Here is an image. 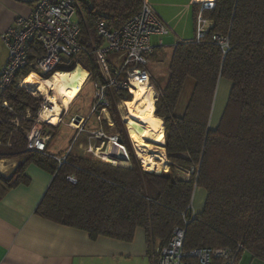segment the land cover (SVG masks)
Returning <instances> with one entry per match:
<instances>
[{
  "label": "trees",
  "instance_id": "obj_1",
  "mask_svg": "<svg viewBox=\"0 0 264 264\" xmlns=\"http://www.w3.org/2000/svg\"><path fill=\"white\" fill-rule=\"evenodd\" d=\"M144 3L85 0L80 12L83 37L89 33L97 41L99 21L119 29ZM203 16L213 26L200 40L195 37L175 45L168 85L164 89L155 85L160 93L156 116L163 119L165 132L153 144L165 146L168 171L153 173L161 164L152 172L143 170L114 103L110 109L114 133L106 121L103 127L119 135L130 166L72 153L59 164L50 154L29 150L27 132L43 98L35 97L30 86H19L17 80L0 91V160L24 159L9 175L0 173V197L28 185L26 170L34 164L53 176L36 214L84 231L92 241L107 237L131 243L136 231L143 229L151 252L157 245L165 247L177 227H185V250L243 244V253L264 264V0H217L215 8L204 10ZM215 36L228 38L226 51L213 40ZM102 42L98 41L99 46ZM41 54L39 44H34L33 59ZM80 62L91 72L90 82L99 77L91 57ZM74 69L75 61L45 79ZM29 73L27 69L18 79ZM221 79L230 81L232 89L220 123L212 129L209 122ZM189 80L191 93L179 113ZM121 97L132 99L119 94L115 100ZM178 169L192 171L190 179L179 178ZM198 188L206 191L207 198L203 210L192 216Z\"/></svg>",
  "mask_w": 264,
  "mask_h": 264
},
{
  "label": "built area",
  "instance_id": "obj_2",
  "mask_svg": "<svg viewBox=\"0 0 264 264\" xmlns=\"http://www.w3.org/2000/svg\"><path fill=\"white\" fill-rule=\"evenodd\" d=\"M84 1L37 0L29 16L15 19L13 25L2 35L9 51V57L0 73V91L9 88L17 80H19V86H23V81L32 73H37L43 78V82L47 83L48 79H45V75L48 73L58 68L67 69L74 64V61L76 68L78 65H82L80 62L82 58L91 57L99 71V77L91 80L93 86L91 111L86 117L79 114L73 115L68 126L79 133L86 131V124L95 122L97 128L89 131L90 139L95 140V144L90 143L86 152L94 158L113 165H120L119 162L105 154L107 147L104 146L116 142L121 144L126 151L127 148L123 142L120 143L118 134H109L105 130L103 122L106 121L111 129L114 128L110 111L114 103L119 118L128 132L124 119L127 110L123 106L126 100L121 97L116 101V95L129 94L133 98V91L139 85H150L155 89L152 76L147 69L150 57L156 52V47L152 44L151 39L153 36H166L170 30L158 15L144 3L141 10L119 29H110L106 22L99 21L96 23L97 41L89 33L83 37L80 12ZM216 1H197L199 6L196 27L197 40L203 38L210 28L209 20L203 16V11L214 9ZM213 40L224 51L228 49L227 37L215 36ZM98 41H103L102 45L99 46ZM34 44H39L42 50V54L35 59H33ZM159 46H163L162 40L159 41ZM27 69H30L28 77L18 79L19 75ZM90 78L91 72L89 71L87 81H90ZM155 91L156 106L160 93L156 89ZM49 93L55 94L56 92L50 87ZM42 98L43 101L34 121L35 124L27 132V147L29 150L47 153L49 137L42 132L35 131L37 123L50 122L41 121V110L49 106L46 96H42ZM68 111L69 109L63 106L62 101V113L59 117L62 118V121ZM129 138L131 139L130 135ZM98 142L100 145L97 144ZM99 149L101 152L98 154ZM64 159L58 160L62 163ZM69 180L76 181L73 177H69ZM194 215L195 213L192 211V216ZM188 222L185 221L186 225ZM185 239L186 228L177 227L165 247H154L153 264H239L242 259L243 244H239L235 248L199 247L185 250Z\"/></svg>",
  "mask_w": 264,
  "mask_h": 264
},
{
  "label": "crops",
  "instance_id": "obj_3",
  "mask_svg": "<svg viewBox=\"0 0 264 264\" xmlns=\"http://www.w3.org/2000/svg\"><path fill=\"white\" fill-rule=\"evenodd\" d=\"M36 1L37 0H0V73L9 57V51L3 41L2 35L13 25L16 18L29 16ZM197 1L145 0V3L158 15L170 30V33L166 36H153L151 39L152 44L156 47V52L153 54L154 56L152 55L150 57L147 69L152 76L153 83H155V67L167 57L168 51H172L173 56L177 43L194 41L197 27L195 12L199 10ZM208 24L209 27L213 26L211 20H209ZM160 40L163 42L162 47L159 46ZM80 66L83 67L82 65ZM84 69L89 73L86 68ZM56 73L62 75L65 72L61 71ZM33 75L36 79L43 82V78L40 75L36 73ZM88 82L89 81L86 79L79 94L67 108L69 111L66 116L70 114L69 112L75 101L80 97ZM43 83L48 86L49 94L50 86L46 82ZM154 85H156V83ZM52 89L56 91V95L60 94L58 96L59 98L62 97L63 90L61 82L58 81ZM231 89L232 83L230 81L226 79L220 80L210 117V128L215 129L219 125ZM53 94L54 93H50L49 95L52 96ZM40 96L42 97L45 95L40 94ZM61 100L62 98H60L58 102L62 105ZM184 106L185 104L181 105L179 113H182ZM75 114L82 115L79 112H74L71 117ZM66 116L63 118V121L62 118L57 119L56 125L52 123L53 128L44 126L45 129H50L49 133L45 130L42 131L43 134L49 137L46 152L52 155L58 162V159L65 158L69 153L91 157L86 154L87 148H83V142L81 141L82 132L78 133L77 130L71 128L69 129L72 130L73 136L69 142L72 149L69 152L66 150L68 153H55L52 151V141L55 136L58 135L57 132L61 130L63 124L68 128L69 121H65ZM92 123H94L93 127L96 128L97 124L93 121ZM85 130L88 131L86 125ZM19 162L18 160H0V164L3 166H0V173L6 174ZM128 162L131 164L130 158ZM156 162V166L158 164L163 165L159 160ZM59 164L61 163L59 162ZM125 164L127 163H122V165L120 164L119 166H126ZM169 168L170 162L168 164V170ZM26 175L30 178V183L28 185L22 184L17 186L0 197V264H122L124 261L131 259H140L143 262L147 260L150 264H153V249L150 252L147 244L146 232L143 229H138L136 231L134 241L131 243L107 237H100L96 241H92L88 233L84 231L65 227L38 216L36 210L50 186L53 176L34 164L28 166ZM196 190L203 189L198 188ZM206 198L207 194L206 191H204V205ZM203 208L204 206L201 208L198 205L197 209H195L192 202L194 213H200Z\"/></svg>",
  "mask_w": 264,
  "mask_h": 264
},
{
  "label": "bare ground",
  "instance_id": "obj_4",
  "mask_svg": "<svg viewBox=\"0 0 264 264\" xmlns=\"http://www.w3.org/2000/svg\"><path fill=\"white\" fill-rule=\"evenodd\" d=\"M205 1V0H203ZM88 76V72L78 65L73 71L65 72L64 74L55 73L53 77H51L47 84L50 87H54L58 81L61 82L62 86V97L63 106L68 108L69 105L73 102L76 96L79 94L83 84L85 83ZM33 83V85H32ZM23 85L30 86L32 91H37V93L41 95H45L48 99L49 106H46L40 112L41 121H52L53 124L56 125V120L60 119L62 113V105L58 102V96L60 94H53L52 96L48 94V86H46L43 82L36 79L33 73L23 81ZM29 87V88H30ZM35 89V90H34ZM54 91V89H53ZM56 92V91H55ZM155 89L150 86L139 85L137 89L133 91L134 97L131 101H125L123 103L124 107H130L131 103L135 102V107H133L134 111L138 113L140 122L148 129V142L144 145V153L145 156L142 159V166L145 171L152 172L154 167L156 166V161L159 160L166 167V171L168 170L169 160L165 153V148L153 145L150 143L151 140H154L159 135L165 132V127L163 120L155 115ZM154 110V111H153ZM125 122L131 125H134L135 122H129L128 116L124 114ZM105 154L111 158L121 163H128V157L126 150L122 145L116 142H111L108 145ZM100 149L98 150V154L100 153ZM2 166V164H0ZM3 167V166H2Z\"/></svg>",
  "mask_w": 264,
  "mask_h": 264
},
{
  "label": "rangeland",
  "instance_id": "obj_5",
  "mask_svg": "<svg viewBox=\"0 0 264 264\" xmlns=\"http://www.w3.org/2000/svg\"><path fill=\"white\" fill-rule=\"evenodd\" d=\"M198 1H200V0H198ZM171 59H172V51H168L167 57L163 61L158 63L157 67H155L156 73H155V77L153 76L155 78L154 82L156 84H158L163 89L166 88V86L168 85V82H169V68H170L169 65L171 63ZM192 85H193L192 80H189L186 84V88H185L184 94L182 96L181 105L182 104L184 105L187 102L189 95L191 93ZM28 90L30 91V89H28ZM31 92L35 97H39V96H37L39 93H37L35 91H31ZM92 94H93L92 84L89 81L87 83V85L85 86V88L83 89V92L81 93L80 97L75 101L72 109L69 112L70 114L68 116H66V118H65L66 122L69 121L72 113H74V112H79L85 117L89 115V113L91 111ZM130 107H132V108H129L128 106L125 107V109L127 110L126 114L128 116L129 122H135V123H133L134 125L126 123L127 128H128V132H129V134L127 132V135H128V137H129V135L131 137V139L129 138V141L131 143V147L133 149V152H134L136 158L140 159L142 161V159L145 156L144 145L146 142H148V138H149L148 134L149 133H148V129L142 124V122H140L138 113L136 111H134V109H133V107H135L137 109V107L135 106V102L131 103ZM49 123H52V121L47 122V123L46 122L37 123L35 131L36 132H42L45 130L47 133H49L50 129L49 128L45 129V127H44V126H48V127L52 126V124H49ZM34 124L35 123H33V125H31V128L34 126ZM89 124H88L89 126H86L88 131L82 132V135H81V138H82L81 141L83 142V148L84 149H86V148L88 149L90 143H92V145L95 144V140L90 139V133H89V131H90L89 129H91V127L94 126V123L89 122ZM64 125L65 124L62 125L61 130L59 132H57L58 135H56L52 141V151L55 153H68L72 149V146L70 145L69 140L73 136L72 130H71L73 128H71L69 126L67 128ZM69 128H71V129H69ZM112 132L114 133V128L112 129ZM155 139L151 140L150 143L153 144V141H155ZM97 144L100 145V142H98ZM66 150H68V152H66ZM126 153H127V151H126ZM86 154L90 155L89 153H86ZM138 155L140 156V158ZM127 157H128V155H127ZM23 159L24 158L21 157V158L10 159V160L11 161H15V160L23 161ZM130 163H131V160H130ZM121 165H122V163H121ZM125 165L128 167V165H130V164L128 162ZM141 165H142V163H141ZM165 167H166L165 165L158 166L156 169V172H153V173H157V174L164 173L163 168L166 169ZM12 169L13 168H11L9 170V172H7L4 175H6V176L9 175L11 173ZM191 172H186V171L178 169L177 175L181 179H190V173ZM193 204L195 206V209H197L198 205L201 208L204 206V191L203 190H196L195 191L194 197H193ZM192 211H193V209H192ZM122 264H150V262L147 260L145 262H143L140 259H131V260L124 261ZM239 264H261V263L258 260H254L249 253L245 252V253H243L242 259H241Z\"/></svg>",
  "mask_w": 264,
  "mask_h": 264
},
{
  "label": "water",
  "instance_id": "obj_6",
  "mask_svg": "<svg viewBox=\"0 0 264 264\" xmlns=\"http://www.w3.org/2000/svg\"><path fill=\"white\" fill-rule=\"evenodd\" d=\"M119 141H120V143H122V142H123L121 139H120Z\"/></svg>",
  "mask_w": 264,
  "mask_h": 264
}]
</instances>
